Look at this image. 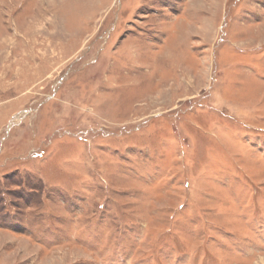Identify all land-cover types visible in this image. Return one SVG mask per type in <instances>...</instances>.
Wrapping results in <instances>:
<instances>
[{
  "label": "rangeland",
  "instance_id": "374dc122",
  "mask_svg": "<svg viewBox=\"0 0 264 264\" xmlns=\"http://www.w3.org/2000/svg\"><path fill=\"white\" fill-rule=\"evenodd\" d=\"M0 264H264V0H0Z\"/></svg>",
  "mask_w": 264,
  "mask_h": 264
}]
</instances>
